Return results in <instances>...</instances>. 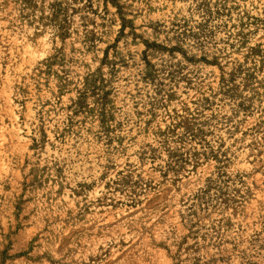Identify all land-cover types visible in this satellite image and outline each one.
<instances>
[{"label": "rangeland", "instance_id": "obj_1", "mask_svg": "<svg viewBox=\"0 0 264 264\" xmlns=\"http://www.w3.org/2000/svg\"><path fill=\"white\" fill-rule=\"evenodd\" d=\"M0 264H264V0H0Z\"/></svg>", "mask_w": 264, "mask_h": 264}]
</instances>
